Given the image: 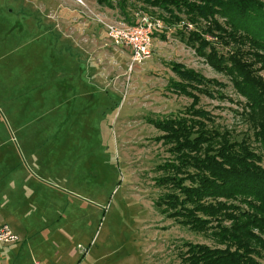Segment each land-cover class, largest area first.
Returning a JSON list of instances; mask_svg holds the SVG:
<instances>
[{"label":"rangeland","instance_id":"1","mask_svg":"<svg viewBox=\"0 0 264 264\" xmlns=\"http://www.w3.org/2000/svg\"><path fill=\"white\" fill-rule=\"evenodd\" d=\"M108 1L112 7L97 0H0V112L23 125L12 137L34 147L37 160L53 161L55 148L68 157L53 177L73 193L41 195L44 212L55 199L58 214L38 212L40 232L24 243L18 234L16 243L0 242V264H181L184 242L213 243L155 207L167 192L155 185L163 175L156 167L171 155L147 120L179 115L191 102L170 84L179 81L173 64L226 85L224 99L201 95L198 106L237 139L247 133L242 100L164 21L152 36L151 58L131 67L105 26L142 15L158 19L157 13L138 0L122 7Z\"/></svg>","mask_w":264,"mask_h":264},{"label":"trees","instance_id":"2","mask_svg":"<svg viewBox=\"0 0 264 264\" xmlns=\"http://www.w3.org/2000/svg\"><path fill=\"white\" fill-rule=\"evenodd\" d=\"M97 1L112 7L108 0ZM112 1L122 7L127 0ZM138 1L170 26L193 24L195 30L177 31L214 71L228 78L242 100L240 115L247 123L240 139L214 126L209 112L198 106L199 96L224 99L226 85L170 65L179 79L171 86L191 102L179 115L147 120L161 133L155 140L168 146L171 155L156 167L163 175L154 179L155 185L167 192L155 207L213 242H184L180 263L263 264L264 0Z\"/></svg>","mask_w":264,"mask_h":264},{"label":"crops","instance_id":"3","mask_svg":"<svg viewBox=\"0 0 264 264\" xmlns=\"http://www.w3.org/2000/svg\"><path fill=\"white\" fill-rule=\"evenodd\" d=\"M31 122L28 121L29 124ZM22 126L20 122L12 124L11 119L0 112V227L7 225L14 234L21 236L20 240L24 243L25 236L31 237V234L40 232L39 228L43 223L39 213L58 214L59 202L55 199L64 194H58L57 191L68 196L73 193L68 188L59 187L61 185L57 184L53 177L55 175L57 178L63 164L64 167L67 166L68 157L55 148L58 156L52 154L53 161L45 162L49 159L45 156L38 158V161L34 147H29L23 141L18 144V139L15 143L12 137L13 133L24 132ZM58 134V131L54 132L55 137ZM50 164L53 171L49 167ZM46 191L55 199L52 206L44 212L46 204L42 207L38 200L41 195H46Z\"/></svg>","mask_w":264,"mask_h":264},{"label":"built area","instance_id":"4","mask_svg":"<svg viewBox=\"0 0 264 264\" xmlns=\"http://www.w3.org/2000/svg\"><path fill=\"white\" fill-rule=\"evenodd\" d=\"M176 27L186 32L193 30V24L186 21H180ZM105 28L110 42L128 52L130 65L134 67L151 58L152 36L155 32L162 30L164 25L158 19L142 15L131 24H107ZM18 241L19 237L7 225L0 227V242L16 243Z\"/></svg>","mask_w":264,"mask_h":264}]
</instances>
